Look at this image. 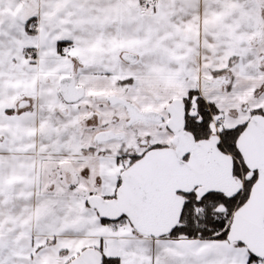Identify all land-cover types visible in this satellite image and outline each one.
Wrapping results in <instances>:
<instances>
[{
	"label": "snow or ice",
	"instance_id": "1",
	"mask_svg": "<svg viewBox=\"0 0 264 264\" xmlns=\"http://www.w3.org/2000/svg\"><path fill=\"white\" fill-rule=\"evenodd\" d=\"M0 264H264V0H0Z\"/></svg>",
	"mask_w": 264,
	"mask_h": 264
}]
</instances>
